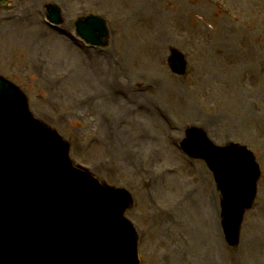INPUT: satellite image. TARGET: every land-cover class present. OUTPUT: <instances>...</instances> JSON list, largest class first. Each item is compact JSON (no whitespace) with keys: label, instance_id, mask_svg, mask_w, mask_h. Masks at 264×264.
<instances>
[{"label":"rangeland","instance_id":"374dc122","mask_svg":"<svg viewBox=\"0 0 264 264\" xmlns=\"http://www.w3.org/2000/svg\"><path fill=\"white\" fill-rule=\"evenodd\" d=\"M47 4L61 7L62 31L47 23ZM89 13L107 18L108 48L92 51L74 36L76 20ZM59 36L74 43L68 47L78 57L54 51ZM171 47L188 57L184 78L169 68ZM96 54L110 62L98 63ZM107 71L120 82H107L103 92L136 102L123 111L124 104L115 106L118 120L116 109L101 104L109 97L95 81ZM0 75L69 141L76 165L133 193L126 217L138 230L141 264H264V0H13L0 9ZM192 111L202 121H189ZM207 119L215 143L247 146L261 167L234 249L221 229L213 174L179 148L185 129ZM119 121L127 141L117 146L111 129ZM181 191L197 198L178 197Z\"/></svg>","mask_w":264,"mask_h":264},{"label":"water","instance_id":"95a60500","mask_svg":"<svg viewBox=\"0 0 264 264\" xmlns=\"http://www.w3.org/2000/svg\"><path fill=\"white\" fill-rule=\"evenodd\" d=\"M51 11L60 20L58 10ZM88 22L80 32L99 42L94 27L105 37L104 23L98 17ZM174 67L185 69L178 54ZM199 138L193 130L184 145L215 171L225 235L237 246L259 167L244 147L199 148ZM85 176L72 168L62 138L35 120L25 97L0 77V264H139L135 230L123 217L131 195Z\"/></svg>","mask_w":264,"mask_h":264},{"label":"bare ground","instance_id":"6f19581e","mask_svg":"<svg viewBox=\"0 0 264 264\" xmlns=\"http://www.w3.org/2000/svg\"><path fill=\"white\" fill-rule=\"evenodd\" d=\"M69 45H73V44H71L70 43V41L68 40V39H66V37H64V36H59L58 37V42H52V44H51V46L52 47H54V51H58V50H61V51H64V52H67V59H73L74 57H78V55H75L72 51V49H69V47H71V46H69ZM69 46V47H68ZM95 60L98 62V63H102V65L104 64V63H108V62H110V60H108V58L107 57H104V56H100L99 54H96L95 56ZM75 60L77 61V58H75ZM87 62V61H86ZM81 65L80 64H78L77 65V67L78 68H81L80 67ZM98 67H100V65H98ZM82 72V70H80L78 73L80 74ZM92 72H94V73H96V74H98V73H100V68H97V67H95L93 70H92ZM107 72H109V77L107 76V75H102V74H100V75H98L96 78H95V81H96V83H97V86L98 87H100V91L101 92H103V90H104V88H105V86H106V84H107V82L109 83V82H120V81H118L117 79H115L116 78V75H115V73L114 72H112V71H107ZM76 75H77V73H76ZM110 78H114V79H110ZM121 83H123V82H121ZM124 85H127L126 84V82L124 81ZM99 89V88H98ZM99 91V90H98ZM102 94H104V95H106L107 97H109V94H107V93H102ZM127 94V93H126ZM134 94H138V93H134ZM132 96V95H131ZM179 100L181 101V103H184L185 102V99H184V97L183 96H180L179 97ZM136 102H134L133 101V99H131V97H130V95H128V97H126L125 98V96L123 95L120 99H115L114 97H109L108 99H105L103 102H101V104L103 105V107H106L107 109H109L110 111L112 110V109H116V111H115V113L114 114H116V120H118V119H120L122 116H121V114H120V111H119V109H121V108H116L115 106H119V105H121V104H124V107H122V111L125 109V110H127L128 109V107L129 106H132V105H134ZM152 104H153V101H150V100H148V99H146V103H145V105H146V107H150V106H152ZM92 107H97L96 105H91ZM110 107V108H109ZM189 116V121H191V120H193V119H200L201 121H202V119H201V117H199V115L196 113V112H193L192 111V113L191 114H189L188 115ZM193 118V119H192ZM122 121V120H121ZM121 121H119L118 123H116L115 125V129L113 130V128L111 129V133H116V136L111 140V141H113L114 143H116L117 144V146H120L121 144H125L126 143V141H127V138H126V136H125V134L122 132V128L120 127V124H121ZM188 121V122H189ZM205 122V124L204 125H202L203 127H204V129L206 130V131H208V132H212V129H211V127H210V125H211V122L209 121V119H207L206 121H204ZM186 126V125H185ZM159 129L161 130V128H163L160 124H159ZM107 130H108V127L106 126L105 127ZM150 131H151V134H152V136L154 137V138H156V139H158V137H159V134L156 132V130H155V127H153V128H151L150 129ZM162 132V131H161ZM113 133V134H114ZM112 134V135H113ZM151 145V144H150ZM153 145H156V144H153ZM152 183H153V185H155V183H156V181H153L152 180ZM151 187H153V186H151ZM183 196H187L188 197V200H190V199H196L197 197L196 196H194V195H191V194H186V192L185 191H181V193H180V195L178 196V197H183ZM105 204H107V201H106V199H105V202H104ZM213 212V211H212ZM213 217V213H211V218ZM199 248H201V243H199Z\"/></svg>","mask_w":264,"mask_h":264}]
</instances>
